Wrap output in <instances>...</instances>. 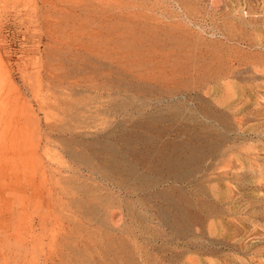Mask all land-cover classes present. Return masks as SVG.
Returning a JSON list of instances; mask_svg holds the SVG:
<instances>
[{"label": "rangeland", "instance_id": "374dc122", "mask_svg": "<svg viewBox=\"0 0 264 264\" xmlns=\"http://www.w3.org/2000/svg\"><path fill=\"white\" fill-rule=\"evenodd\" d=\"M197 125L224 153L154 172ZM0 264H264V0H0Z\"/></svg>", "mask_w": 264, "mask_h": 264}, {"label": "bare ground", "instance_id": "6f19581e", "mask_svg": "<svg viewBox=\"0 0 264 264\" xmlns=\"http://www.w3.org/2000/svg\"><path fill=\"white\" fill-rule=\"evenodd\" d=\"M204 113L207 114V112ZM139 123L137 122L136 124L141 126L142 124ZM223 140L221 133L208 130L204 125H197L193 137L190 136L183 145H172L173 147H169L170 151L157 150L155 154L157 165H155L153 171L158 174L162 171L166 176L182 181L184 177L189 175L185 174L191 169L195 170L193 174L197 172V162L201 158L207 157L205 151L216 153V155L224 153ZM151 142L152 140H149L148 144ZM115 152L117 153V151ZM187 167L189 168L186 172ZM182 169L183 172H181ZM149 171L152 172L151 167ZM155 197L166 204L163 208L168 209L167 215L163 213L161 215L159 210L158 220L162 221V223H167L176 232H178L179 227L187 223H190V225L196 224L198 227L201 226L203 217L211 216L212 213V210H210L212 206L206 204L208 200L205 198L203 190L189 193L188 191L180 192L177 189H173L171 192L156 193ZM195 245L198 248H203L200 241H195Z\"/></svg>", "mask_w": 264, "mask_h": 264}]
</instances>
